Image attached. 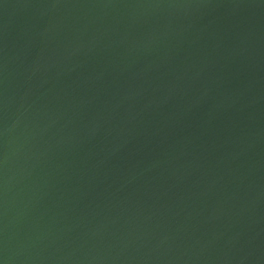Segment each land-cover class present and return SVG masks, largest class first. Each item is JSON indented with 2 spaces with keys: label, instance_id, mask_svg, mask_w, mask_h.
<instances>
[{
  "label": "water",
  "instance_id": "water-1",
  "mask_svg": "<svg viewBox=\"0 0 264 264\" xmlns=\"http://www.w3.org/2000/svg\"><path fill=\"white\" fill-rule=\"evenodd\" d=\"M0 264H264V0H0Z\"/></svg>",
  "mask_w": 264,
  "mask_h": 264
}]
</instances>
